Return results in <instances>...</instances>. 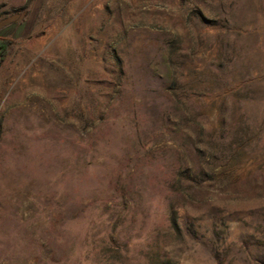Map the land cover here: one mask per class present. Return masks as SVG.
I'll return each mask as SVG.
<instances>
[{
	"label": "rangeland",
	"instance_id": "374dc122",
	"mask_svg": "<svg viewBox=\"0 0 264 264\" xmlns=\"http://www.w3.org/2000/svg\"><path fill=\"white\" fill-rule=\"evenodd\" d=\"M1 39L0 264H264V0H0Z\"/></svg>",
	"mask_w": 264,
	"mask_h": 264
},
{
	"label": "trees",
	"instance_id": "16d2710c",
	"mask_svg": "<svg viewBox=\"0 0 264 264\" xmlns=\"http://www.w3.org/2000/svg\"><path fill=\"white\" fill-rule=\"evenodd\" d=\"M10 41L7 39H1L0 40V61H3L6 57V52L8 50V47L10 45ZM170 221H171V229L173 231H178V226L176 223V219H175V215L174 212H171V216H170Z\"/></svg>",
	"mask_w": 264,
	"mask_h": 264
}]
</instances>
